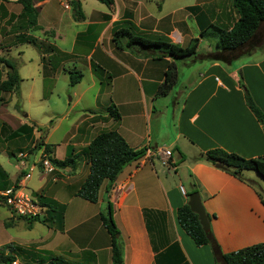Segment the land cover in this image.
<instances>
[{
    "label": "crops",
    "instance_id": "crops-1",
    "mask_svg": "<svg viewBox=\"0 0 264 264\" xmlns=\"http://www.w3.org/2000/svg\"><path fill=\"white\" fill-rule=\"evenodd\" d=\"M78 1L84 15L79 21L73 18L71 7L64 8L60 0H32L37 11V26L33 28L27 25L17 0H0V47L11 52L24 44H30L38 50L43 94L45 91L51 92L46 87L45 80H55L61 69L65 72L66 63H70V69L81 71L86 68L91 72L93 78L88 87L96 90L94 106L82 109L73 122L91 118L93 114L85 110L98 109L97 98L100 95L110 97L119 93L129 97L134 88L140 86L139 91L145 96L142 82L154 84L150 88L147 86L151 102L145 108L147 116L158 118L164 110L168 112V108L170 109L169 124L161 123L160 127L155 128L154 137L151 138L148 131L144 136L135 126H127L122 130L124 118L119 112L120 104L116 106L112 103L120 116L113 124L103 123L109 115L102 111V130H116L134 149H168L171 152L169 161L175 164V169L170 170L165 163L166 157L161 153L144 154L122 170L109 194L104 193L105 182L101 185L98 201L92 204L101 206L102 202V208H106L109 201L122 243V264H217L212 243L195 245L177 221V208L187 203L188 194L194 188L199 192L202 204L210 216V230L222 254L264 242V198L250 179L249 171H244L243 180H240L215 164L196 160L202 152L213 148L235 152L245 158L264 160L262 126L246 106L244 92L239 85L240 81L246 86L256 105L264 113V53L251 56L256 49L261 48L260 45L250 54H244L250 59L239 65L234 64L235 59L225 63L203 57L195 58L197 55L193 56L194 59H191L192 56L188 57L196 65L185 78L181 77L177 89H171L164 96H156L157 87L165 78L167 64L173 59L170 56L157 58L152 52L143 55L126 47L118 48L112 43L114 28L131 27V31L135 33H149L154 38L164 36L182 47H189L196 42V52L200 51L205 42L208 45L206 50H212L216 40H204L205 30L209 26L231 27L237 14L230 0L217 1L215 4L208 3L209 0H193L192 5L174 8L167 13L164 12L166 0L156 4L155 12L150 6L143 5L142 0H112L110 5L99 1L100 9L92 6L86 8V0ZM192 6L196 7L194 12L189 9ZM187 9L190 12H185ZM179 12L181 13L177 14ZM188 18L194 20L195 29L189 26ZM259 33L260 37L264 36V22L260 24L254 37H258ZM23 37L33 38L35 43L24 42ZM238 58L239 56L236 59ZM190 61L182 65L188 66ZM93 65H97L101 71L96 73L97 68ZM146 65L152 71L144 75L146 71L143 68L148 67ZM153 74H158L156 80ZM5 77L6 71L0 80ZM82 80L83 77L74 87L79 86ZM80 97L78 94L73 101L74 105ZM157 99H165V102L158 104V109L152 106ZM136 104L137 101L131 97L125 99V105L132 110ZM142 111L144 109L140 110L138 107L140 116ZM67 112L68 109L65 114ZM16 121L12 130L24 124L32 125L25 120ZM33 126L32 134L40 127L35 124ZM55 128L56 126L51 127L44 142L52 145L51 156L60 160L66 157L68 145L73 147V155H77L99 133L95 131L96 123L92 122L83 125L76 140H73L74 135H68L67 132L62 143L64 151L59 156L57 147L49 141L51 131ZM168 132L169 139L159 146L155 138H163ZM22 136L14 138L15 140H7L5 136L2 139L21 142L19 138ZM178 145L182 147L183 153L175 150ZM81 158V164L80 158H77L73 174L59 180H53L54 176L51 175V181L49 175L41 178L42 168L34 163L38 158L27 161L25 167L18 164L13 175L1 164L0 167L7 174L8 187L13 185L20 172L28 173V177L20 176L18 181L22 189L28 193L38 192L41 196L66 206L68 199L75 196V189L79 188L89 172V163H85L84 156ZM33 163L32 170L38 168V184L31 187L29 179L32 170L28 169ZM75 175H79L78 186L71 188L77 180H72ZM99 210L100 208L94 215L93 212L92 217L75 222L70 227H65L64 212L62 234H56L55 231H59L57 229L48 228L53 239L46 249L55 255H61L64 251L70 254L77 247L80 251H88L87 260L91 264H112L109 235L97 218ZM93 218L98 220L94 228H91L93 233L80 228ZM77 229L79 230L73 233ZM78 241L81 243L78 244ZM60 247L65 248L63 252ZM63 257L67 258L65 255ZM218 264L223 262L220 260Z\"/></svg>",
    "mask_w": 264,
    "mask_h": 264
},
{
    "label": "rangeland",
    "instance_id": "rangeland-1",
    "mask_svg": "<svg viewBox=\"0 0 264 264\" xmlns=\"http://www.w3.org/2000/svg\"><path fill=\"white\" fill-rule=\"evenodd\" d=\"M86 8L88 7H95L98 8V3L101 4L97 0H86ZM193 0H166L164 5V12L167 13L169 10L177 9L179 7L192 5ZM222 1V0H209L208 3L215 4L214 2ZM143 5L150 6L154 12L156 11V4L159 2H162L161 0H142ZM218 3V2H217ZM100 9V8H98ZM189 9L194 12L196 10V7H190ZM189 9L185 12H190ZM181 12L177 13L180 14ZM187 22L190 27H193L195 29V23L194 20L188 18ZM194 25V26H192ZM206 33L204 34V40L206 41H213L217 40V37L214 36L215 33H217V30L213 28L212 26L207 27L205 30ZM138 35L142 37H146L148 39H153V35L149 33L144 32H137ZM253 37L249 43L243 45L241 48L233 51L228 52L222 55L225 63H227L229 60L235 59L234 64L239 65L241 62H244L246 60H249V56H245L244 54H250L253 49L260 45L261 48L256 49L255 53H252L251 56L256 57L259 54L264 53V36L260 37ZM165 38L164 36H162ZM213 39V40H212ZM187 43V42H186ZM206 42L202 45L200 48V51L195 54L197 55L195 58H202L206 56L207 54L211 53V50H206ZM59 45V42H58ZM64 47H68L67 45H64ZM135 51L136 48L134 47ZM140 49V47H138ZM130 50V49H129ZM21 53L19 54V52ZM132 51V50H131ZM138 52V51H137ZM150 52V51H149ZM57 53H55L56 55ZM152 54L153 51H152ZM212 54V53H211ZM241 55V56H240ZM56 56H59L57 54ZM239 56L238 59H236ZM192 56L191 59H194ZM3 58H11L14 59V61L17 62V71L20 77L22 78V81L19 85L18 92H3L0 91V164L2 167L10 173V175H13L16 166H19V159L17 157L18 152L22 151L24 153H27V156L23 159L27 162L30 159L39 158L37 152L30 154V150L33 148L35 142L39 139H45L44 137L40 138V131H35L34 134H31L29 137L22 136L19 138V141L21 142H15L12 141H6L2 139L10 130H12V127H15L17 124L16 120H25L29 124L37 125L43 128V130L48 131L51 130V127L56 126V128L51 131V134L49 136V141L53 144V146L57 147V155L61 156L62 151H64L63 148V139L66 137V134L68 132V135H74L73 140L77 139V136H79V133L81 132L83 125L87 124L89 122L96 123L97 129L95 131H102V111H106L105 113L109 115V109L106 107H109L112 103L120 104L121 106L118 108L119 112L121 111L124 123L123 128H126L127 126H135L137 127L141 134H144L146 136L147 134L149 137H154L153 133L156 131V127H160L161 123L164 125L169 124L171 119V111L168 108L167 111L160 110L162 113L160 114V117H149L147 116V110L146 107L149 106L150 100L147 95V86L153 87L154 84L151 83H143L144 92L146 93L145 96H142V93L139 91V87L137 86L134 88V90L130 93L129 97H125L126 94H119L115 93L113 96H102L100 95L97 98L98 101V109L92 110L88 109L85 110L92 115L91 118H88L86 120L79 119L75 122H73L74 118L81 113L82 109L84 108H90L94 106L96 97L95 95V88H89L90 81L93 78V75L91 72L83 68L81 69V72L83 74V80L78 86H69V77H68V71L72 70L70 69V63H66L65 65V72L61 69L58 75L55 76V80L46 79L45 85L48 87V89H51V92H47L46 96L42 93V87H43V80H42V71L41 66L39 62V54L38 50L30 44H24L21 48L18 50H12L7 51L5 48L0 47V79L4 76V73L6 71L3 63L1 60ZM172 59V58H171ZM189 59V58H188ZM190 59V60H191ZM188 60V61H190ZM188 61H179V63L176 64L177 69V81L174 84L172 91L177 89V86L179 82L181 81V77L189 74L191 69L193 68L195 62L190 61L191 63L188 66H183L184 62ZM178 62V61H177ZM149 63L148 65H150ZM146 65V66H148ZM97 65H93L94 68ZM135 66V64H134ZM145 67L144 71H146V74H150L152 71L151 67ZM160 66V65H159ZM142 66H139V69H141ZM158 68V65L157 67ZM101 71L97 68L96 73ZM67 73V74H66ZM141 74V73H140ZM100 75H102V72H100ZM153 78L156 80L158 78V74H153ZM80 94L81 97L79 101L74 105L73 101L77 98V95ZM135 99L137 101V104L134 106L133 110L130 106L125 105V99L129 98ZM112 99V101L110 100ZM165 102V99H157L154 103H152V106L156 107L158 109V104ZM118 102V103H117ZM138 107L140 110H143L141 112V115L138 113ZM68 109L67 114L66 111ZM143 113V114H142ZM86 114V113H85ZM132 116H135L132 119ZM83 117V116H82ZM110 118V121H109ZM51 121V122H50ZM115 120L109 115L107 119L103 120V123L107 125V122L113 124ZM161 121V122H157ZM16 122V123H14ZM150 124V125H149ZM163 127V126H161ZM94 131V132H95ZM148 133L146 134V132ZM46 132V131H45ZM93 132V133H94ZM123 132V131H122ZM45 133V135L47 134ZM157 133V132H156ZM170 133L168 132L166 135H163V138H155V141L158 143V145H162L165 143L166 140L169 139ZM73 148V147H72ZM86 150V146L83 147L80 152H83ZM175 150L178 152H184L182 147L178 145ZM183 155V154H182ZM82 158H80L79 161L80 164L82 163ZM87 163V157L85 155V159ZM18 162V163H17ZM37 162V161H36ZM39 165L38 163H35ZM79 164V163H78ZM40 166V165H39ZM77 166V165H76ZM66 168V167H65ZM65 168H55V170L51 173H49L48 177L50 180L51 175L56 178V180H59L60 178H65L66 175H69L70 173L73 174L74 169H68ZM250 175V179L253 181V184L258 189L260 194L264 198V177L259 175L256 171L248 170ZM38 168L35 167V169L31 172V178L29 179L30 186L34 187L38 184V180L36 179ZM22 172H20L19 176H22ZM79 175H75L72 180L77 179L73 182V186L71 188L78 186V177ZM47 177V178H48ZM53 179V178H52ZM51 181V180H50ZM14 184V183H12ZM11 184V185H12ZM55 184V183H53ZM56 184H59L58 182ZM13 186V185H12ZM21 187V185H20ZM22 188V187H21ZM24 192L28 193L23 189ZM77 189H75L74 195L76 193ZM33 200L39 203V197L41 196L38 192H31L28 193ZM100 197L102 199V188ZM99 198V197H98ZM60 206H65V204L58 202ZM101 206L94 205L85 199L79 197V196H71L68 199V204L66 203L65 208V227H70L75 222H80L83 219H87L89 217H92L95 214V212L105 209L102 208V202L100 203ZM44 207V206H42ZM46 207L42 210L41 213H39V218L46 217L47 211ZM99 210V211H100ZM9 211L4 204H0V254L4 253H13L16 255V263L17 264H51L53 261L52 258H60V260L64 261V263L60 262V264H91L87 260V252L88 251H80L77 247H74L72 250V253L66 254L64 251V247L61 248V252H63L61 255H55L52 251L47 250L46 248H49V246L52 244L51 241L53 237H51L52 233L48 228L57 229L59 231H55L56 234L61 235L62 229H58V227L55 224L50 225V227H47L46 222L43 224L42 222H29L27 218H20L15 213ZM28 217V216H25ZM44 217V218H45ZM48 217V215H47ZM46 217V218H47ZM97 218L100 222L99 215L97 213ZM97 219H92L91 221H88L87 223L83 224V226H80L81 229H84L85 232H92L91 228H94L95 223L98 222ZM101 223V222H100ZM33 225V226H32ZM102 225V224H101ZM79 228V229H80ZM104 228V227H103ZM77 230H73V233H75ZM105 230V229H104ZM110 241V236L108 237ZM81 242L78 241V244ZM63 255L67 256V258L63 257ZM18 261V262H17ZM22 262V263H21ZM58 262V261H55ZM12 263V264H16Z\"/></svg>",
    "mask_w": 264,
    "mask_h": 264
},
{
    "label": "trees",
    "instance_id": "trees-1",
    "mask_svg": "<svg viewBox=\"0 0 264 264\" xmlns=\"http://www.w3.org/2000/svg\"><path fill=\"white\" fill-rule=\"evenodd\" d=\"M98 1L105 3L106 5L112 3V0ZM17 2L22 7L21 14L26 19L27 25L35 28L37 26V11L32 5V0H17ZM230 4L236 12L237 18L229 28L212 26L217 30V33L214 34V36L217 37V40L211 50L212 54L209 53L204 56L203 58L205 59L225 62L222 55L228 52H233L249 43L254 37L260 24L264 22V0H230ZM70 7L75 20L79 21L84 18L78 0H70ZM22 40L27 43H35V39L30 37H23ZM112 43L118 48L126 47L132 51H135V47V52L138 51L143 55L149 51H153L157 58L170 56L173 59L167 64L165 78L158 85L155 93L156 96H164L172 89L177 79L176 64L179 63V61H188V57L194 56L197 53L196 42L189 47H182L177 43L171 42L166 37H153V39L142 37L131 31V27L119 29L114 28L112 30ZM138 47H140V49H138ZM157 51H163L164 54L158 55ZM1 62L6 69V77L5 79L0 80V91L18 92L19 84L22 79L17 72L16 62L11 58H3ZM68 77L69 86H74L82 78V73L77 69H72L68 71ZM239 85L243 89L246 106L258 123H260L264 133V113L256 105L246 86L240 81ZM46 94L47 91H45L43 95L46 96ZM108 109L109 115L115 121H118L120 116L115 105L112 104ZM33 129V125H21L17 129L11 130V132L5 136V139L10 140L22 135L29 137L32 134ZM36 130L40 131L41 138L47 133L48 127L47 130H45L46 132L41 127H37ZM41 147H43L48 154H52V145L43 142V139H39L35 142L33 148L30 150V154L37 152ZM145 149L146 148L144 147L139 149L132 148L116 130H102L91 139L86 146V150L83 152L73 155V148L71 145H68L67 155L64 159L60 160L50 156V160L55 168L69 167L70 169H74L77 164V158H81V156L85 157L86 155L89 163V172L77 189L75 195L90 203H96L103 182H105L104 193L109 194L122 170L127 165L140 159L145 154ZM196 160H203L211 164L219 163L226 172L240 180H243V172L248 170L256 171L259 175L264 177V160L260 158H245L235 152H228L221 148H213L202 152ZM23 175L24 173L22 176ZM21 177L18 176L16 178L13 184L14 187H18V181ZM6 178V172L0 167V189L8 188L9 185ZM193 191H196V188L192 189V192ZM39 203L41 207L44 206L47 208V218L45 216V218H39V215L32 217H19L27 218L29 222L38 221L43 224L48 222L46 223L49 224L47 227L55 224L58 229H62L65 206H60L57 201L44 196L39 197ZM98 215L102 226L110 236L112 264H122V243L119 239V231L112 218V209L109 201L107 202V207L100 210ZM176 216L178 224L193 240L195 245L201 246L207 243H212L217 264L220 260L223 264H264V242L255 243L222 254L212 236L211 230L204 231L202 229L197 215L190 210L186 202L177 208ZM208 218H210L209 214ZM52 259L53 261L51 264H60V262L64 263L60 258L55 257ZM14 261H16L15 254H0V264H12Z\"/></svg>",
    "mask_w": 264,
    "mask_h": 264
},
{
    "label": "built area",
    "instance_id": "built-area-1",
    "mask_svg": "<svg viewBox=\"0 0 264 264\" xmlns=\"http://www.w3.org/2000/svg\"><path fill=\"white\" fill-rule=\"evenodd\" d=\"M61 5L64 8H70V0H60ZM152 153H157L160 155H164L165 163L167 168L170 170L175 169L174 162H170V150L168 149H152L150 147H147L145 149V154L151 155ZM38 154V160L37 162L40 164L42 171H41V178H45L49 173L53 172L55 170L54 165L52 164L50 160L51 154H48L43 147L37 150ZM27 156V153H24L22 151L18 152L17 157L19 159V163L21 166H26V161L23 159ZM34 163L29 167L28 170H32V167ZM29 174H24V177H28ZM53 180H56V178L53 177ZM22 187V186H21ZM18 184V187L10 186L5 189H0V204H4L8 209L15 213L18 216H28L32 217L35 215H38L42 212L44 207H41L33 198L26 192L23 191V189ZM180 190L183 192V189L180 188ZM15 263V262H13Z\"/></svg>",
    "mask_w": 264,
    "mask_h": 264
},
{
    "label": "water",
    "instance_id": "water-1",
    "mask_svg": "<svg viewBox=\"0 0 264 264\" xmlns=\"http://www.w3.org/2000/svg\"><path fill=\"white\" fill-rule=\"evenodd\" d=\"M158 54L163 55V51H158ZM216 167L222 168L221 164L216 163ZM187 204L192 212L197 215L199 223L204 231H209L210 223L208 214L202 204L201 196L198 191H193L188 194ZM117 236V235H116Z\"/></svg>",
    "mask_w": 264,
    "mask_h": 264
}]
</instances>
